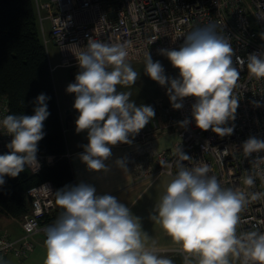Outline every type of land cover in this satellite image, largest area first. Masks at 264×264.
<instances>
[{
    "label": "clouds",
    "instance_id": "1",
    "mask_svg": "<svg viewBox=\"0 0 264 264\" xmlns=\"http://www.w3.org/2000/svg\"><path fill=\"white\" fill-rule=\"evenodd\" d=\"M260 35L264 39V33ZM75 47L73 55L81 71L66 91L75 94L73 108L79 113L76 132H87L88 143L79 159L90 172H108L106 161L112 156L111 148L132 144L153 120L155 111L150 105L137 106L130 100V93L117 90L118 85H134L140 75L127 63L124 44L89 38L85 47ZM159 54L178 69L179 78L166 76L161 63L153 62L149 53L144 73L160 86L169 85L167 95L173 109H181L184 98L192 97L196 127L220 137L231 136L235 125H227L236 119L239 107L234 89L240 71L246 64L250 76L264 79V52L249 54L246 61L236 56L234 64L230 40L217 31L216 24H210L186 34L178 50L160 49ZM48 99L41 93L32 115L9 114L0 121V127L11 137L6 145L9 152L0 155V185L5 183V176L15 178L25 168L39 170L38 143L50 115ZM253 104L261 106L258 101ZM188 123L187 119L179 122L181 127ZM240 147L245 157L254 160V174L243 179L251 189L257 177L264 182V156L259 155L264 152V140L252 136ZM177 151L178 171L150 218L180 245L186 258L194 257L197 264H264V232L237 231L239 214L249 197L255 200L264 193L222 187L214 175H209L207 164L195 162L187 167L181 161L193 159L180 148ZM115 164L128 169L125 158ZM41 187L51 191L47 185ZM55 196L63 211L45 230L44 264H173L171 259L159 256L154 247L146 246L147 234L142 231L140 218L117 197L98 195L94 186L84 182L65 186Z\"/></svg>",
    "mask_w": 264,
    "mask_h": 264
},
{
    "label": "built area",
    "instance_id": "2",
    "mask_svg": "<svg viewBox=\"0 0 264 264\" xmlns=\"http://www.w3.org/2000/svg\"><path fill=\"white\" fill-rule=\"evenodd\" d=\"M33 1L42 40L45 45L52 42L57 47L58 65L71 71L73 83L81 71L73 55L77 51L75 46L85 47L89 38L124 44L128 51L127 61L141 60L148 53L150 56L159 53L160 49H179L186 34L196 28L216 24L217 31L228 38L234 48V64L236 56L246 61L249 54L264 52V39L260 35L264 33V0ZM45 18L50 22L48 34L43 30ZM174 78H179V71ZM234 94L239 99V107L236 119L227 125H235L231 136L220 137L211 130L197 128L191 114L195 99L187 97L182 101L181 109H173L171 102L160 106L159 119L153 118L133 139L132 143H140V147L126 155L127 165L142 180L160 173L174 176L178 171L177 150L180 148L193 159L181 163L187 167L195 162L207 164L209 175H214L222 187L264 193V182L258 177L251 189L243 184L244 177L254 174L255 168L253 157H245L240 147L252 136L264 140V79L250 76L245 64ZM254 101H258L261 106L255 107ZM3 118L5 108L0 104V121ZM185 119L189 123L181 127L179 122ZM167 129L176 131L177 140L171 148H155L152 138ZM10 141L11 137L0 127V155L9 152L6 145ZM259 155L264 156V152ZM37 159L40 168L36 172L28 168L31 174L38 173L43 166L54 161L53 156L39 152ZM261 168H264V164H261ZM43 185H47L51 191L44 190L41 187ZM57 190L49 180L26 189L30 209L20 219V235L12 238L0 228V260L8 254L19 257L25 255L33 247L32 235L41 232L46 237V228L58 218L46 219L58 206L55 202ZM239 215L241 222L238 233L252 230L264 232V195L255 200L249 197V202ZM174 253L183 255L181 264H197L190 260L191 257L186 258L181 249Z\"/></svg>",
    "mask_w": 264,
    "mask_h": 264
},
{
    "label": "trees",
    "instance_id": "3",
    "mask_svg": "<svg viewBox=\"0 0 264 264\" xmlns=\"http://www.w3.org/2000/svg\"><path fill=\"white\" fill-rule=\"evenodd\" d=\"M45 94L50 113L44 121L43 139L38 152L51 155L54 161L36 174L28 168L19 176H5L0 185V211L21 218L30 209L26 189L45 180L58 190L75 186L66 156L63 122L56 98L46 45L42 40L33 0H0V104L9 114L32 115L35 100ZM63 209L57 206L46 219L59 217Z\"/></svg>",
    "mask_w": 264,
    "mask_h": 264
},
{
    "label": "crops",
    "instance_id": "4",
    "mask_svg": "<svg viewBox=\"0 0 264 264\" xmlns=\"http://www.w3.org/2000/svg\"><path fill=\"white\" fill-rule=\"evenodd\" d=\"M42 13L44 14L45 12ZM44 20H47L49 24L47 29H45L43 22L44 33L48 34L50 22L46 18ZM58 63L59 60L54 65H51L49 59L51 71L54 67H59ZM58 105L64 127L66 156L69 159L74 185L84 182L94 186L98 195L110 194L117 197L121 203L130 209L133 215L140 218L142 231L147 234V239L145 240L146 246L149 248L154 247L159 256L169 258L174 254L175 250L180 249V245L176 244L162 229L160 224L150 217L153 214L155 205L160 202L161 197L164 195L166 185L173 176L167 173H160L149 179L142 180L137 178L128 165L127 170H122L115 164L117 159H126V155L140 147V143L113 146L111 148L112 156L106 161L110 169L108 172L88 171L79 159L80 154L84 151L83 146L88 143L87 132L77 133L75 130V120L79 113L74 112L71 108L64 110V108L60 107V104ZM156 105L158 108L154 109V118L159 119V103ZM176 140V131L174 129H167L157 133L152 138V144L157 149H168L172 147ZM21 218H14L0 211V228L6 230L12 238H17L21 233ZM31 239L33 247L25 255L20 257L14 254L5 255L0 260V264H44L46 257L44 242L46 237L41 232H38L32 235ZM190 260L196 263L193 257Z\"/></svg>",
    "mask_w": 264,
    "mask_h": 264
},
{
    "label": "rangeland",
    "instance_id": "5",
    "mask_svg": "<svg viewBox=\"0 0 264 264\" xmlns=\"http://www.w3.org/2000/svg\"><path fill=\"white\" fill-rule=\"evenodd\" d=\"M45 29L49 26L48 21L44 20ZM47 53L51 62V65H54L58 59V50L52 44V42H48L46 45ZM178 50V48H175ZM171 50V49H170ZM153 62L159 61L164 68L165 75L171 78L176 76L178 69L174 68L171 62L167 59L166 56L160 55L159 53L151 56ZM140 75L137 77V81L134 85L130 86H117V90L119 92L130 93V100L134 101L137 106L143 105H150L153 109L158 108L156 105L159 103V107L163 104L170 103L169 96L167 95V87L160 86L157 82L150 79L148 75L144 73L146 58L141 60H131L127 61ZM111 70V68H109ZM53 84L55 88L56 98L58 104H60L61 108L64 110L73 109L74 112H77L73 108L75 94H69L66 91L67 86L72 82L71 79V71L66 67H54L51 71ZM158 116V115H156Z\"/></svg>",
    "mask_w": 264,
    "mask_h": 264
},
{
    "label": "water",
    "instance_id": "6",
    "mask_svg": "<svg viewBox=\"0 0 264 264\" xmlns=\"http://www.w3.org/2000/svg\"><path fill=\"white\" fill-rule=\"evenodd\" d=\"M169 259H171L172 262L175 264H180L183 262V255L181 253H174L173 255L169 257Z\"/></svg>",
    "mask_w": 264,
    "mask_h": 264
}]
</instances>
